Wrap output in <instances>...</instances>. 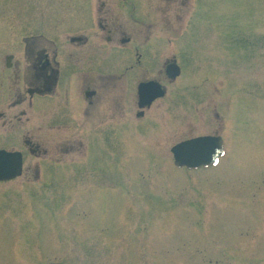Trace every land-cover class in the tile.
I'll use <instances>...</instances> for the list:
<instances>
[{
  "label": "rangeland",
  "instance_id": "1",
  "mask_svg": "<svg viewBox=\"0 0 264 264\" xmlns=\"http://www.w3.org/2000/svg\"><path fill=\"white\" fill-rule=\"evenodd\" d=\"M135 1L145 19L147 0H106L128 31ZM151 2L154 34L190 41L184 75L145 126L90 137L88 158L63 156L60 188L0 184V264H264V0ZM97 3L0 0V27L7 39L68 21L73 34L89 10L98 20ZM216 132L219 165L175 166L174 145ZM80 163L97 167L84 177Z\"/></svg>",
  "mask_w": 264,
  "mask_h": 264
},
{
  "label": "flooded vegetation",
  "instance_id": "2",
  "mask_svg": "<svg viewBox=\"0 0 264 264\" xmlns=\"http://www.w3.org/2000/svg\"><path fill=\"white\" fill-rule=\"evenodd\" d=\"M97 2L98 20L91 9L85 23L92 34L84 26L70 34L69 22L57 21L48 26L50 35L37 33L35 27L6 39L0 27V150L23 157L21 176L0 184L21 179L60 188L63 181L58 177L68 167L63 156L76 153L88 158L96 148L90 137L109 135L104 139L110 141L117 130L145 126L153 105L184 75L181 53L186 54L190 41L174 46L166 34L169 27L154 34L158 17L151 0L145 3V19L135 1L137 24L130 31L111 16L106 0ZM173 65L181 67L177 78ZM89 167L97 165H77L84 177L92 173L93 169L86 170Z\"/></svg>",
  "mask_w": 264,
  "mask_h": 264
},
{
  "label": "water",
  "instance_id": "3",
  "mask_svg": "<svg viewBox=\"0 0 264 264\" xmlns=\"http://www.w3.org/2000/svg\"><path fill=\"white\" fill-rule=\"evenodd\" d=\"M180 72H178L179 74ZM225 145L219 136H202L183 141L173 147L175 164L179 168L191 170L209 167L224 154ZM22 172V157L19 153L0 150V179L15 178Z\"/></svg>",
  "mask_w": 264,
  "mask_h": 264
}]
</instances>
